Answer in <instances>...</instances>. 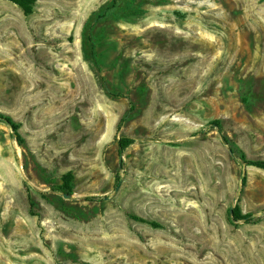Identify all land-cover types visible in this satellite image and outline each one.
I'll use <instances>...</instances> for the list:
<instances>
[{"label": "rangeland", "instance_id": "374dc122", "mask_svg": "<svg viewBox=\"0 0 264 264\" xmlns=\"http://www.w3.org/2000/svg\"><path fill=\"white\" fill-rule=\"evenodd\" d=\"M0 114V264H264V0H0Z\"/></svg>", "mask_w": 264, "mask_h": 264}, {"label": "trees", "instance_id": "16d2710c", "mask_svg": "<svg viewBox=\"0 0 264 264\" xmlns=\"http://www.w3.org/2000/svg\"><path fill=\"white\" fill-rule=\"evenodd\" d=\"M4 1H9V2H12V3L18 5L23 10V12H24V14L26 16H29V15L33 14L34 7H35V5L37 3V0H4ZM0 119L5 120L10 126H12V128L16 132V135H17L18 139L20 141H22V138H21V136L18 133L20 126L15 124L10 117L5 116L3 114H0ZM210 125H214V127L217 128L220 133H222V134L224 133V128H223V125L221 124L220 121H218V120L214 121ZM223 141L229 147L230 151L232 153H235V149L232 146H230V141H229V139L226 136H223ZM134 143H135L134 139H132L130 137H127V136L122 137L119 140V153L123 154ZM241 159L244 160L247 164H249L251 166H254L256 168L264 170V160L250 161V160L246 159L245 155H242ZM52 190L54 192H58V193H61V194H70L71 195V193H72L71 187L66 185V184L65 185H60V186H54L52 188ZM90 199L91 200H96V199L101 200L102 198H90ZM30 201H31V206L34 207V202L32 201V197L31 196H30ZM128 217L131 218L134 221L139 222V223L149 224L153 228H162L160 226V224H158L156 222H152V221H147L144 218H142V217H140V216H138L136 214H128ZM233 220L237 221V222L243 221L246 224H251V223L254 222V218H253L252 215H244V216H242L240 214L239 210L236 209V208L234 210Z\"/></svg>", "mask_w": 264, "mask_h": 264}, {"label": "water", "instance_id": "95a60500", "mask_svg": "<svg viewBox=\"0 0 264 264\" xmlns=\"http://www.w3.org/2000/svg\"><path fill=\"white\" fill-rule=\"evenodd\" d=\"M122 163H123V154H122V156H121V158H120V167H122ZM242 164L245 165L246 163H245L244 161H242ZM242 188H243V184H240V186H239V192H241ZM118 190H119V188L117 189V191H118ZM63 197H64L65 199H68V200L73 199V196L70 195V194H63ZM235 208H236V204L234 203V204L231 206V208H230V215H231V216H233ZM233 221H234V220H233Z\"/></svg>", "mask_w": 264, "mask_h": 264}]
</instances>
